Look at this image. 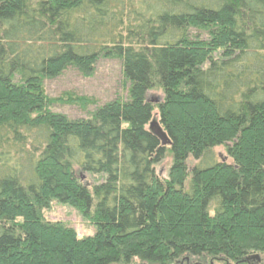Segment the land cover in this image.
<instances>
[{"label":"trees","instance_id":"obj_1","mask_svg":"<svg viewBox=\"0 0 264 264\" xmlns=\"http://www.w3.org/2000/svg\"><path fill=\"white\" fill-rule=\"evenodd\" d=\"M102 58L122 62L126 99L86 118L54 111L89 98L51 97L44 81L70 66L90 75ZM155 109L170 145L149 129ZM53 201L95 235L46 220ZM253 254L264 256V0H0V264Z\"/></svg>","mask_w":264,"mask_h":264},{"label":"rangeland","instance_id":"obj_2","mask_svg":"<svg viewBox=\"0 0 264 264\" xmlns=\"http://www.w3.org/2000/svg\"><path fill=\"white\" fill-rule=\"evenodd\" d=\"M46 92L49 96L67 100V97L74 96L77 98H89L88 105L85 106L82 101L76 100L74 104L56 103L52 109L57 112L66 114L70 118H86L98 106L113 99H126L128 94L129 81L125 78L122 68V62L118 58H102L96 65L92 74L85 75L75 66H70L60 76L44 81ZM163 98L162 90L153 89L149 92L148 99L153 103ZM153 120L159 121L158 110H154ZM217 159L232 162L228 157L225 146L214 148ZM172 164V155L167 151L165 158L161 163L156 165V171L162 178H168V171ZM85 177V176H84ZM88 180H94L93 177L87 176ZM46 220L51 222L63 223L71 228L82 239L94 236L96 227L94 224L84 218L74 207L53 201L51 207L43 212ZM188 257V256H185ZM184 258V257H182ZM200 261V260H199ZM210 264L211 259L206 260ZM214 264H225L224 261H214ZM121 264V263H117ZM126 264H149L134 258Z\"/></svg>","mask_w":264,"mask_h":264},{"label":"water","instance_id":"obj_3","mask_svg":"<svg viewBox=\"0 0 264 264\" xmlns=\"http://www.w3.org/2000/svg\"><path fill=\"white\" fill-rule=\"evenodd\" d=\"M149 129L161 140L162 146H167L171 144V140L157 121L153 120L149 125ZM247 259L252 260L256 263L260 260V255L253 254L248 256Z\"/></svg>","mask_w":264,"mask_h":264},{"label":"flooded vegetation","instance_id":"obj_4","mask_svg":"<svg viewBox=\"0 0 264 264\" xmlns=\"http://www.w3.org/2000/svg\"><path fill=\"white\" fill-rule=\"evenodd\" d=\"M219 262L224 261L225 264H231L228 261L225 260H218ZM214 261H211L210 264H214ZM174 264H205L201 261L194 260L190 257H184L179 260H177ZM234 264H264V256H260V260L258 262H253L252 260H248L247 258L243 261H240L239 263H234Z\"/></svg>","mask_w":264,"mask_h":264}]
</instances>
